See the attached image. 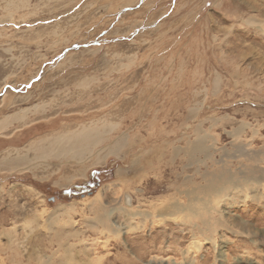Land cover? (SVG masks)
I'll return each instance as SVG.
<instances>
[{"label":"rangeland","instance_id":"obj_1","mask_svg":"<svg viewBox=\"0 0 264 264\" xmlns=\"http://www.w3.org/2000/svg\"><path fill=\"white\" fill-rule=\"evenodd\" d=\"M0 264H264V0H0Z\"/></svg>","mask_w":264,"mask_h":264},{"label":"bare ground","instance_id":"obj_2","mask_svg":"<svg viewBox=\"0 0 264 264\" xmlns=\"http://www.w3.org/2000/svg\"><path fill=\"white\" fill-rule=\"evenodd\" d=\"M23 112V111H22ZM105 123V122H103ZM102 124V123H101ZM3 125V124H1ZM102 127V126H101ZM102 130H99V128L97 126L95 127H84L83 130L79 131L78 133H75L74 135H69V136H65L63 138H58L56 141V145H59V147L57 148V152L58 154H70L69 156L74 157V158H81L83 155H85L86 153H90L93 149H95V145H97V143L99 144V142L102 141ZM107 133V132H106ZM120 138V137H119ZM105 140V139H104ZM123 143V142H122ZM54 144V143H53ZM113 144V143H112ZM201 144V143H200ZM200 144L197 143L194 144L193 146L195 147H200ZM109 145V144H107ZM118 145V144H117ZM52 146V144H51ZM113 146V145H112ZM57 147V146H56ZM109 147V146H108ZM106 149V148H105ZM115 149L112 147L110 149H108V153L114 151ZM200 150V149H199ZM45 151V150H44ZM50 151V150H49ZM104 153V152H103ZM116 153V152H115ZM114 153V154H115ZM107 154V153H106ZM112 154V153H111ZM46 155V154H44ZM42 155V156H44ZM41 156V157H42ZM45 158V157H44ZM94 162V161H93ZM98 162V161H97ZM118 171V170H117ZM118 175V174H117ZM216 178V177H215ZM214 178V179H215ZM212 181V180H211ZM216 179L212 182H210L208 185H205L202 187L203 191H207L209 194L210 193H214L216 191V186L217 183L215 182ZM184 194V193H183ZM90 199L88 201H90V203L94 202V201H99L100 200V194L99 191L96 192L94 195H92L91 197H89ZM102 198V197H101ZM192 200V198H191ZM165 201H159V204H162ZM171 202V201H170ZM180 202V201H179ZM179 202L172 201L169 207L174 208V209H178L179 207H183V203L181 202L180 204H182L181 206L179 205ZM98 203V202H97ZM166 204V203H165ZM185 204V203H184ZM69 206V205H67ZM191 207V209L194 210V208L196 207V205L194 206L192 203L189 205H185L184 208L189 209ZM65 208V209H64ZM71 208V207H70ZM70 208H66L65 206L63 207H57L55 211H53L50 215H48L50 218L52 217H56L57 214H64V212H68L70 210ZM114 207H111L110 210H106L104 211L105 213H103V215H99L97 216V221L99 222V224L101 225L103 230H108V228L110 227V225H108V216L111 214V212L113 211ZM118 209L120 211H125V214H128L129 216H136L139 214H143L145 212L138 209H134L131 207H118ZM172 210V209H171ZM182 211V210H181ZM184 211V210H183ZM154 212V211H153ZM152 213V212H151ZM112 224V223H111ZM113 225V224H112ZM108 232V231H107Z\"/></svg>","mask_w":264,"mask_h":264},{"label":"water","instance_id":"obj_3","mask_svg":"<svg viewBox=\"0 0 264 264\" xmlns=\"http://www.w3.org/2000/svg\"><path fill=\"white\" fill-rule=\"evenodd\" d=\"M64 194H67V192H65ZM51 199V198H50Z\"/></svg>","mask_w":264,"mask_h":264}]
</instances>
